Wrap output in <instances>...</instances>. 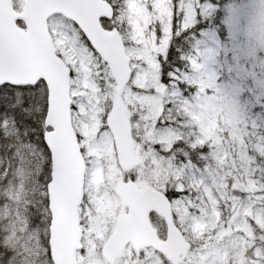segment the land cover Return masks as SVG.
<instances>
[{
  "label": "rangeland",
  "instance_id": "374dc122",
  "mask_svg": "<svg viewBox=\"0 0 264 264\" xmlns=\"http://www.w3.org/2000/svg\"><path fill=\"white\" fill-rule=\"evenodd\" d=\"M23 1L18 2L19 7ZM214 10L213 0H124L115 17L135 70L124 93L137 139L134 176L140 185L164 188L170 184L176 192L184 190L188 165L177 163L154 147L158 144L169 150L176 142L177 130L158 122L168 102L182 101L193 110L198 139L210 144L209 164L204 168L208 170L200 176L202 185L229 197L232 203L227 220L236 215L237 221L220 230L207 256L198 249L181 264H220L228 255L236 258V264H264V208L260 209L264 206V0L228 6L222 33H202L186 75L194 87L190 97L179 94L171 82L162 79L161 62L174 21L184 30L196 22L198 13L209 15ZM52 23L57 29V48L75 72L74 126L89 163L80 210L85 251L78 259L80 264H104L98 249L114 231L123 210L117 187L125 173L118 164L105 119L116 99V84L72 27L74 36L65 31L59 17ZM163 89L165 93H159ZM6 150H0V155ZM43 159L42 151L21 148H13L9 156L3 154L0 159V236L8 251L5 264H52L44 231L31 221L32 209H28L35 196L42 195L39 176ZM247 193L255 200L259 198L262 205L256 206ZM181 194L173 199L179 221L191 219L196 235L205 228L212 229L215 222L208 219L206 208L210 196L214 201L216 196L201 189L192 197ZM241 230L252 241L241 243V237L236 236ZM118 264L160 263L153 254L128 253Z\"/></svg>",
  "mask_w": 264,
  "mask_h": 264
},
{
  "label": "water",
  "instance_id": "95a60500",
  "mask_svg": "<svg viewBox=\"0 0 264 264\" xmlns=\"http://www.w3.org/2000/svg\"><path fill=\"white\" fill-rule=\"evenodd\" d=\"M62 14L74 21L94 49L110 66L118 84V100L108 117L115 137L122 168L136 165L132 128L121 96L133 75L131 59L118 29L104 28L101 19L112 18L114 9L104 0H26L22 12H16L13 0H0V86H33L44 80L49 89L45 134L52 153V181L48 186L52 214L51 256L54 264H78L77 252L83 248L79 207L85 197L86 163L73 129L70 97V68L57 55L49 19ZM26 23L20 28L17 21ZM127 214L119 217L117 230L103 247V254L114 264L130 243L135 249L154 247L173 264L190 245L174 222L172 202L162 192L147 186L139 188L133 181L118 188ZM156 211L165 218L169 240L161 242L149 220Z\"/></svg>",
  "mask_w": 264,
  "mask_h": 264
},
{
  "label": "trees",
  "instance_id": "16d2710c",
  "mask_svg": "<svg viewBox=\"0 0 264 264\" xmlns=\"http://www.w3.org/2000/svg\"><path fill=\"white\" fill-rule=\"evenodd\" d=\"M116 9L119 8L120 3L124 0H108ZM217 5V9L211 15H198L196 24L187 30H175L168 56L163 62V81L168 82L173 80L175 74L180 79L177 83L180 88L187 92L186 85L189 83L186 75L189 73L190 61L188 56L192 53L196 38L200 35L201 31L206 29L217 28L221 30L224 26L225 8L229 5L241 2L243 0H213ZM66 27H72L80 36L81 40L89 46L85 37L81 34L78 28L70 21H65ZM106 28H111V22H104ZM52 33L56 36L57 29L52 26ZM184 78V79H182ZM176 83V84H177ZM48 109V89L44 83H40L35 87H12L3 86L0 88V150H6L3 154L9 156L13 148H21L25 151L31 149L35 152L36 149L41 150L46 159L43 160L39 179L42 183V190H46V186L51 179V159L50 153L44 143V120ZM163 119L179 128L180 137L175 144L173 150L176 154L177 162L182 164L181 161L188 156V152H192L191 157L195 158L198 155L202 160V154L207 148H202L200 145L192 148L196 138L194 136V118L192 110L187 109L184 104L175 100L168 109ZM10 148V149H8ZM0 155V159L2 158ZM183 162V161H182ZM186 189L194 190L196 187L189 178L186 179ZM41 186V185H40ZM177 188V187H175ZM39 190V188H38ZM185 192H176L171 188L168 192L171 198L177 195H182ZM229 203L225 198L216 202L214 212L222 215L228 209ZM32 209L30 213L31 221L40 226L44 233V244L49 251V224L50 217L48 211V198L43 193L40 198L35 196L33 204L28 206ZM29 215V212H28ZM43 217V218H40ZM39 222V223H38ZM45 228V229H44ZM8 251L0 236V264H5L7 260ZM49 260L51 261L50 251L48 252Z\"/></svg>",
  "mask_w": 264,
  "mask_h": 264
},
{
  "label": "flooded vegetation",
  "instance_id": "af4514ba",
  "mask_svg": "<svg viewBox=\"0 0 264 264\" xmlns=\"http://www.w3.org/2000/svg\"><path fill=\"white\" fill-rule=\"evenodd\" d=\"M151 216H152V223L157 231V234L158 236L160 237V239L166 241L168 239V227H167V224H166V221L163 220L160 215L156 214V213H151ZM205 235L207 236H212V233L211 232H206ZM209 244L206 243L205 241H203V245H202V248H208ZM132 250V249H130ZM134 251V250H133ZM151 252V253H158V252H154L153 249H143L141 251L138 252V254H142V253H145V252ZM137 252V251H134V253ZM159 254V253H158ZM156 254V257L158 258H161L160 255ZM165 262V261H164ZM164 264H167L166 262ZM226 264H236V260L233 256H230L228 258V261Z\"/></svg>",
  "mask_w": 264,
  "mask_h": 264
},
{
  "label": "bare ground",
  "instance_id": "6f19581e",
  "mask_svg": "<svg viewBox=\"0 0 264 264\" xmlns=\"http://www.w3.org/2000/svg\"><path fill=\"white\" fill-rule=\"evenodd\" d=\"M255 194H259V193H255Z\"/></svg>",
  "mask_w": 264,
  "mask_h": 264
}]
</instances>
